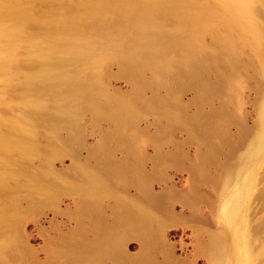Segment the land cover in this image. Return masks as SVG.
Returning a JSON list of instances; mask_svg holds the SVG:
<instances>
[{"label":"rangeland","instance_id":"rangeland-1","mask_svg":"<svg viewBox=\"0 0 264 264\" xmlns=\"http://www.w3.org/2000/svg\"><path fill=\"white\" fill-rule=\"evenodd\" d=\"M93 16L67 56L25 46L0 103L7 120L28 116L24 130L2 127L28 148L0 152V250L15 244L0 264H242L244 227L264 213V154H252L264 36L231 60L205 33L188 58L172 17L142 33Z\"/></svg>","mask_w":264,"mask_h":264},{"label":"bare ground","instance_id":"bare-ground-1","mask_svg":"<svg viewBox=\"0 0 264 264\" xmlns=\"http://www.w3.org/2000/svg\"><path fill=\"white\" fill-rule=\"evenodd\" d=\"M35 1L0 0V103L4 102L7 91H10L16 84L14 83L15 67L22 54L20 51L24 50L23 48L26 46L25 52L29 51V54L34 56L48 57L50 53L54 54V50L53 54L50 50L58 48L59 51L63 47L66 55V52L74 47L75 41L70 33L81 25L82 13L84 16L85 14L94 16L108 14L114 16L115 20L117 18L115 23L120 26L127 24L142 33L154 27V29L158 27L157 29L161 30L159 26L162 28L163 25H160L162 23L160 20L162 21L164 17H170L169 20L173 18L174 21L171 20L174 22L173 30L179 35L180 43L182 42L181 44L185 46L187 54L184 51L183 54L186 56L189 54L188 58L193 57L190 54L194 51L196 53L202 49L200 39L202 40L205 33L214 35L220 44L221 51L231 60L238 56L243 46L250 47L254 51L258 50L264 36V0H42L50 4L45 15L40 14ZM69 2L74 3L73 8L68 7L67 3ZM158 15L162 19L156 18L159 17ZM40 24L46 27V31L43 35H35L32 32L33 28ZM61 53L64 54L63 51ZM70 53L72 52H69L68 56ZM104 59L105 55L100 54L91 61L100 66ZM48 60L50 59L48 58ZM89 63H91L90 60ZM49 72L46 71L47 74ZM50 73L48 75H52L53 72ZM261 76L264 80V68L261 69ZM28 78L30 80V77ZM35 81L38 80L35 79ZM28 102L30 101H27V104ZM33 102L36 101L33 99ZM18 117L20 118L10 121L0 116V152L25 151L28 148V145L14 137L15 135L12 136L8 134L9 132L2 131V127H10L15 130L24 127L22 121L28 116ZM259 121L260 129L252 148V154L257 158L264 154V97L259 109ZM24 129L22 128V130ZM253 174L254 171L248 182L233 199L228 209L230 214L237 215L241 211L244 200L250 195ZM260 180H263L262 186L255 197L264 204V172ZM6 241L9 242V239ZM11 241L14 240L11 239L9 243L6 242L2 245L0 254H8L12 250V246L15 244H12ZM242 248L243 251L240 255L242 264H264V213L259 219L257 217L256 220L249 221L244 227Z\"/></svg>","mask_w":264,"mask_h":264}]
</instances>
